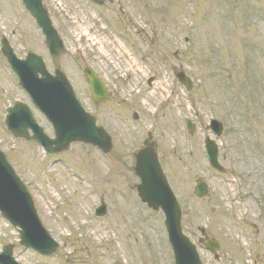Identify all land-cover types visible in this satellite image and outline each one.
I'll return each instance as SVG.
<instances>
[{"label":"rangeland","instance_id":"obj_1","mask_svg":"<svg viewBox=\"0 0 264 264\" xmlns=\"http://www.w3.org/2000/svg\"><path fill=\"white\" fill-rule=\"evenodd\" d=\"M43 3L65 47L55 60L19 0H0V39L18 57L32 52L50 73L59 69L111 135L112 148L104 156L73 144L47 157L36 144L13 140L3 125L5 108L29 101L0 56V150L59 243L53 255L38 257L18 245L16 230L0 217V251L13 245L22 264H172L161 212L140 206L136 194L133 156L147 143L157 148L179 198L184 235L220 246L217 259L202 252L203 263L264 264V0ZM85 67L112 92L95 107ZM180 69L189 90L174 76ZM149 78L155 81L148 87ZM33 113L50 136V126ZM212 118L224 122L215 141L229 179L211 177V193L199 199L193 186L206 172L203 140L214 139L206 128ZM184 119L198 126L193 134ZM101 198L107 213L98 218L93 209Z\"/></svg>","mask_w":264,"mask_h":264},{"label":"water","instance_id":"obj_2","mask_svg":"<svg viewBox=\"0 0 264 264\" xmlns=\"http://www.w3.org/2000/svg\"><path fill=\"white\" fill-rule=\"evenodd\" d=\"M21 1L41 29L49 53L52 56L58 55L62 49V42L53 29L41 0ZM3 51L33 103L52 123L55 133V139H49L34 123L29 108L24 104L16 103L9 109L6 120V125L14 136L35 140L48 152L64 151L73 142L90 144L103 152L110 149V138L102 128L96 127L94 120L83 111L65 78L59 72H56L54 77L50 76L42 59L34 54H28L23 61H16L8 46H5ZM85 73L92 79L90 85L94 96L98 100L106 97L104 85L100 80L95 78L90 70H85ZM38 75L41 77L39 78ZM27 129H31L33 134L31 137L27 134ZM207 146L209 152L214 150L212 142ZM135 171L143 182L138 188L142 201L154 209L160 207L165 213V224L175 252L176 264H197L194 260L195 256L190 253L189 243L180 236L179 209L163 177L160 178L158 190L152 186V180L157 173V164L150 150H144L136 156ZM204 187L203 185L198 187L196 192L198 196L205 194ZM30 200L25 187L0 152V212L14 227L20 229L19 238L22 245L40 254L49 255L55 251L57 245L43 230ZM103 212L104 207L98 210V214ZM211 247L214 248L215 245L211 244ZM0 262L16 264L11 258L10 249H5L0 255Z\"/></svg>","mask_w":264,"mask_h":264}]
</instances>
